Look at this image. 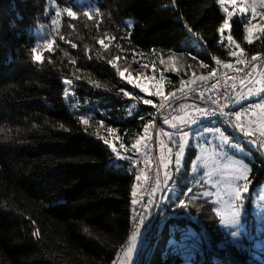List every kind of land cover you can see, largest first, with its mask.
Returning a JSON list of instances; mask_svg holds the SVG:
<instances>
[{
  "label": "trees",
  "instance_id": "obj_1",
  "mask_svg": "<svg viewBox=\"0 0 264 264\" xmlns=\"http://www.w3.org/2000/svg\"><path fill=\"white\" fill-rule=\"evenodd\" d=\"M79 1L0 0V264H113L134 231L139 175L108 147L109 128L114 139L131 147L153 126L152 103L188 77L205 78L219 63L252 61V56L264 61V30H256L249 44L247 20H233L221 40L224 15L218 0H88L90 12ZM51 17L56 24L41 46L37 32L45 31ZM155 73L166 78L163 94L142 92L136 85ZM129 105L136 110L130 113ZM179 140L169 143L174 155ZM261 148L250 150L246 220L252 219L253 196L264 184ZM195 156L188 146L182 170L167 185L160 165L162 194L159 185L144 218L138 264H264L233 245L218 247L227 238L214 204L197 197L199 186L187 192ZM173 189L186 192L185 205L170 202ZM174 224L203 239L186 240L190 251L185 245L167 249Z\"/></svg>",
  "mask_w": 264,
  "mask_h": 264
},
{
  "label": "rangeland",
  "instance_id": "obj_2",
  "mask_svg": "<svg viewBox=\"0 0 264 264\" xmlns=\"http://www.w3.org/2000/svg\"><path fill=\"white\" fill-rule=\"evenodd\" d=\"M255 2L256 4V12L257 15L255 18H252L251 15V5ZM79 3L78 6L85 7L87 12L93 11L94 7L90 5L89 1L82 0L77 2ZM219 5V4H218ZM247 6V11L243 14V20H247V27H249L251 30L247 33V35L252 39V41L255 39V36H253L254 32L257 31H263L264 29V19L261 17V13H264V6L261 4V0H236V6L234 7L232 4L226 3L225 5L221 6L219 5V9L224 15V19L227 17V12L225 11V8H227L228 11L233 12L232 20L230 21V27L225 29V31H230L231 29V22L235 19H241L242 14L239 12L240 7ZM80 7V8H81ZM52 10L55 13H59V10L57 6L52 5ZM71 11V10H67ZM252 20L251 24H248V20ZM56 24V20L51 17V22L49 26L45 28V31L41 28L39 32H37V35L39 39H41V46H44L46 42V38L48 35H51V31H49V28H53V26ZM43 31V32H42ZM224 31V32H225ZM221 34V33H220ZM224 37V35H223ZM44 42V43H43ZM196 45L199 48H203L202 43L199 41V43L196 42ZM38 57V56H37ZM263 69H264V63H263ZM166 84V78L163 73H155L150 78H147L143 83L142 86L148 88V92H145L146 94H149L151 92L157 93V90H159V94H163V90L165 88ZM255 89L251 90L249 89L247 92H245V98L246 103L254 104L255 101H257V98L264 95V89L262 88V80L261 77L258 76L255 79ZM127 95H131L132 91H125ZM142 101L148 100L145 96H139ZM191 104L189 101H184L179 103L176 106V111L174 115L171 118H168L167 120H164L162 123V126L164 128V132L158 131L157 136V143H158V158L161 165L162 175L164 178L165 185L168 184L170 176L173 174H177L176 171L177 167L182 170V160L184 153H180L179 151L174 155V149L169 144L170 139L172 136V132L176 129L178 126H184L187 125L188 127H192L195 125L192 115L194 112H196L198 109H181L182 104ZM261 107H254V112L251 114V124L255 120H261L264 118V103H260ZM130 113L134 112L136 110V107L133 108L132 105H129L127 109ZM262 113V115H260ZM262 117V118H260ZM251 128V127H249ZM264 128V121L260 124H257L256 127L253 129L252 133L259 134L260 129ZM228 129L232 130L230 126L226 124H219L216 122L211 123L209 126H203L201 130H198L196 135L194 136L193 140V147L196 150V156L193 160L191 167H190V175L193 177L194 180L199 179L204 173H207L205 177L201 180V185H199V188L201 189L197 197L208 199L211 201L215 206V211H219L220 215L218 216L219 221L221 217L225 219H230L232 214L234 213H240L241 223L245 226V229L247 232L252 236L251 240H245L243 243L242 248H238L242 251H246L249 254H251L252 257L256 258L258 261L264 263V184L259 187V189L256 191V193L253 196V201L251 202V214L252 219L246 220V206L244 201V194H247V191H241V199L236 200L233 195V191L237 184L243 185L244 183H247V178L250 172V164L249 161H253V156L250 150L254 149L256 147V142L254 139L247 138L246 140H241V138H237L236 133L229 134L227 131ZM187 132L188 135H184V133ZM223 133V135L221 134ZM148 132L146 131L143 136H140L131 147H127L121 140L118 138H115L112 136L111 132L109 134V144L113 145L116 148V157L118 160H123L127 156V153H137L139 152L144 146V140L147 138ZM189 131H184L181 134H179V137L189 136ZM178 137V138H179ZM249 142H251V147H249L250 150L245 148L246 144L248 146ZM173 143V141L171 142ZM188 141L183 143L184 148L186 149L188 147L187 145ZM181 141L179 140V148H180ZM123 145V147H121ZM135 146V147H133ZM178 148V150H179ZM244 148L245 151L241 152L240 149ZM263 156H264V148H261ZM179 155L180 157V165L177 166L176 164V158ZM214 161H218V165L214 169H210L212 166V163ZM246 165L247 166V178L246 180H240L237 181L235 179L236 175L239 171H241L240 165ZM195 168L196 171L193 172L192 169ZM178 175V174H177ZM207 181V183H205ZM136 186L135 184V192H136ZM211 192L212 195L209 197H204L203 193ZM168 194V193H167ZM167 196V195H166ZM166 196L164 198H166ZM135 200V199H134ZM136 201V200H135ZM136 204V203H135ZM220 225V223H219ZM221 230L225 234V229L220 225ZM160 228V227H159ZM138 228L135 229L137 231ZM193 233L194 231L191 230ZM137 233V232H136ZM226 236V235H225ZM227 239H231L230 237H226ZM190 244L186 241L185 242V248L187 251L191 250ZM133 264H138L137 255L135 256L133 260Z\"/></svg>",
  "mask_w": 264,
  "mask_h": 264
},
{
  "label": "built area",
  "instance_id": "obj_3",
  "mask_svg": "<svg viewBox=\"0 0 264 264\" xmlns=\"http://www.w3.org/2000/svg\"><path fill=\"white\" fill-rule=\"evenodd\" d=\"M263 63V58L260 56L255 61H234L230 63L231 68H226V64L219 63L211 75L205 78L188 77L179 89L165 97L164 100L159 103H152L156 107V112L153 126L149 129L145 139V146L139 152L125 157V160L132 164L135 172L141 177L134 215L131 220L132 230L138 228L143 222L145 215L150 210L152 197L161 183L157 136L158 131L163 132L164 128L162 125L159 126L158 121L171 118L179 103L198 96L201 106L192 115L196 127L213 122L223 123L230 126L238 139L244 140L252 137L256 144L264 147V136H261L260 133L253 134L254 128L246 127L249 116L255 111L253 104L240 102L242 99L240 89L244 85L255 86V79L258 76L261 77L262 88L264 89ZM260 103H264V100H260ZM205 111L209 114L215 113V115H204ZM221 111L224 115H221ZM237 111L241 116L240 121L236 120ZM227 121H231V123H226ZM236 125L239 127H235ZM238 128L250 131L252 135L245 136L243 131H236ZM184 131L190 132L187 125L178 126L171 132L174 135ZM113 264H117V260Z\"/></svg>",
  "mask_w": 264,
  "mask_h": 264
},
{
  "label": "snow or ice",
  "instance_id": "obj_4",
  "mask_svg": "<svg viewBox=\"0 0 264 264\" xmlns=\"http://www.w3.org/2000/svg\"><path fill=\"white\" fill-rule=\"evenodd\" d=\"M226 3L232 4L234 7L236 6V0H218V4L221 6L225 5ZM261 4H262V6H264V0H261ZM225 11L227 12L228 18L223 19L222 23L219 26V32L221 33V40H223V33H224L225 29L230 27V21L232 20V17H233L232 11H228L227 8H225ZM246 11H247V6L239 8V12L242 14L241 20H243V14ZM57 15H59V13H57ZM67 15L71 17L74 15V13L72 11H68ZM85 15H87V13H85ZM251 15H252V18H255L257 15L255 2H253V4L251 5ZM261 17H262V19H264V13H261ZM251 23H252V20L251 19L248 20V24H251ZM127 26L128 25L126 24L125 27H127ZM250 30L251 29L249 27H247V25H245L244 31L246 33H248V32H250ZM262 30H264V29H262ZM244 38L248 41L249 44H251L253 42L252 39L247 35ZM227 39H228V42L230 44H236L232 35H228ZM197 43H199V41H197ZM73 47H75V45H73ZM236 48H240V45L236 44ZM33 51H35V49H33ZM229 54L233 55V56L236 55L235 52H230ZM193 59H199V57L193 56ZM256 59H257L256 56H252L253 61H255ZM217 63H219V61H217ZM225 67L231 68L232 65L226 64ZM120 75L123 77L124 73L121 72ZM64 83L65 84H71L72 81L65 80ZM128 83H133V81L129 79ZM97 86L99 87V85H97ZM136 86L140 87V90L142 92H148L147 87H144L142 85H136ZM213 87H215V85H213ZM125 94L127 95V93H125ZM154 94H159V90H157V93H154ZM65 95H67V93H65ZM260 100H264V96H261L257 101L254 102V104L252 106L261 107ZM144 103L145 104H151L152 101L146 99V100H144ZM132 107L135 108V105H132ZM245 107L247 108L248 106L246 105ZM203 114L204 115H215V113L209 114L206 111ZM221 115H224L223 111H221ZM80 119H81L82 123H84V124L88 123V119H86L84 116H81ZM236 120L237 121L241 120V116H240L238 111L236 114ZM226 123H231V121H227ZM235 127H239V125H236ZM111 131H113V129L109 128V132H111ZM145 131H147V128H145ZM241 131L244 132L245 136L252 135V133L250 131H245L243 128H241ZM221 134L223 135V133H221ZM184 135H188V133L185 132ZM260 135L264 136V128L260 129ZM104 142H105V144H108L107 140H105ZM108 147L111 148L112 152H116V148L113 145L108 144ZM121 147H123V145H121ZM133 147H135V146H133ZM248 147H251V142H249ZM240 151L243 152V151H245V149L241 148ZM179 152L180 153L185 152V148H184L183 143L180 144ZM176 164H177V166L180 165L179 155L176 158ZM240 168H241V171L238 172L235 179L237 181L246 180V178H247V175H246L247 174V166L241 164ZM176 171L180 172V168L177 167ZM192 171L195 172L196 169L193 168ZM136 179H139V176H137ZM205 183H207V181H205ZM242 190L243 191L248 190L247 183H244L243 185H240V184L236 185V187L233 191V195L237 201L241 199V191ZM191 191H192L191 188L187 189V192H191ZM133 195H135V192H133ZM185 195H186V192L180 191L179 189H173L172 190V197L170 198V202H171V200H175L178 205H185V201L182 199V197ZM211 195H212L211 192L205 191L203 193L204 197H209ZM189 199H191V197H189ZM133 203L135 204L136 201L133 200ZM216 215H218V216L220 215L219 211L216 212ZM219 223L225 229L226 237L231 238V239H226L224 243L219 244L218 247L220 249H226L228 245H233L236 248H242L245 240H251L252 239V236L247 232V230L245 229V226L241 223L240 213H238V212L232 214L230 219H225V218L221 217ZM160 227L161 228L164 227L163 222H161ZM178 232L180 233L179 235L176 234ZM185 232L187 234H185ZM190 238H195L197 240L203 239V237H196V234L192 233L190 229L181 230V229H179L178 225L174 224V225H172V231H171L169 239L167 241V249H173L175 251H180L184 247L186 240H188ZM134 239H135V237H134ZM144 247L147 248L148 247L147 244H145ZM167 249H165V251H167ZM132 251L133 250L131 248H129L128 252L131 253ZM137 254L139 256L144 255V253L140 252L139 250H137ZM189 259H190V257H189Z\"/></svg>",
  "mask_w": 264,
  "mask_h": 264
},
{
  "label": "crops",
  "instance_id": "obj_5",
  "mask_svg": "<svg viewBox=\"0 0 264 264\" xmlns=\"http://www.w3.org/2000/svg\"><path fill=\"white\" fill-rule=\"evenodd\" d=\"M263 67V65H262ZM257 71V70H256ZM255 76H257V74H255ZM256 86H247V85H244L240 90L242 92V99L240 102H243L244 104L246 103V98L244 97L245 96V92H247L249 89L253 90L255 89ZM253 88V89H252ZM189 101L191 104H188V103H185V104H182L181 105V109H188V108H191V109H199L200 108V101L198 102H192L190 100H187ZM262 113L264 114V112L262 111ZM262 113H260V115H262ZM251 115L249 116L248 118V121H247V125L246 127H253L255 128L257 124H260L262 122V120L264 121V118H262L261 120H255L253 121V123L251 124ZM221 124V123H219ZM211 125V123L209 124H206V125H203V126H209ZM203 126H200V127H196L195 125L192 126V127H189L190 129V135L189 136H184V137H179V134L181 133H178V134H174L172 133V137L169 138L170 141H172L173 139H176L179 137L181 143H185L186 141H188L187 145L188 146H192L193 145V140H194V136L196 135L197 131L198 130H201L203 128ZM162 132V131H160ZM164 132V131H163ZM218 165V161H214L212 163V166L210 169H214L216 168ZM207 173H204L199 179L197 180H194V182L192 183L191 185V189L194 188L195 186H199V184H202L201 183V180L205 177ZM141 180V177L139 176V179H137V186H136V192H135V196L137 197L138 195V191H139V182ZM135 200L137 201V199L135 198ZM148 220V217H146V219L143 220V222L140 224V226L138 227V230L137 231H133L132 235L129 237L128 241L126 242V244L122 247V249L120 250L119 252V257L117 259V264H133V260L135 258V256L137 255V250L139 249V246L142 244H144L145 242V235H146V232L147 230L144 229V226H145V223L147 222ZM137 232V233H136ZM135 237V239H134ZM129 248H131L133 251L131 253L128 252ZM142 248V247H141Z\"/></svg>",
  "mask_w": 264,
  "mask_h": 264
},
{
  "label": "water",
  "instance_id": "obj_6",
  "mask_svg": "<svg viewBox=\"0 0 264 264\" xmlns=\"http://www.w3.org/2000/svg\"><path fill=\"white\" fill-rule=\"evenodd\" d=\"M161 194H162V185H161V183H160V198H161ZM141 247H142V244L139 246V251L141 250ZM138 257H139V255L137 254V260H138Z\"/></svg>",
  "mask_w": 264,
  "mask_h": 264
}]
</instances>
